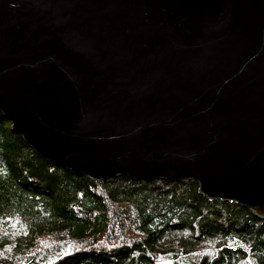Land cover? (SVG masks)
Masks as SVG:
<instances>
[{
  "label": "water",
  "instance_id": "water-1",
  "mask_svg": "<svg viewBox=\"0 0 264 264\" xmlns=\"http://www.w3.org/2000/svg\"><path fill=\"white\" fill-rule=\"evenodd\" d=\"M0 110L95 181L195 179L264 218V0H0Z\"/></svg>",
  "mask_w": 264,
  "mask_h": 264
},
{
  "label": "trees",
  "instance_id": "trees-1",
  "mask_svg": "<svg viewBox=\"0 0 264 264\" xmlns=\"http://www.w3.org/2000/svg\"><path fill=\"white\" fill-rule=\"evenodd\" d=\"M0 262L264 264V218L195 179L95 181L42 156L0 110Z\"/></svg>",
  "mask_w": 264,
  "mask_h": 264
}]
</instances>
